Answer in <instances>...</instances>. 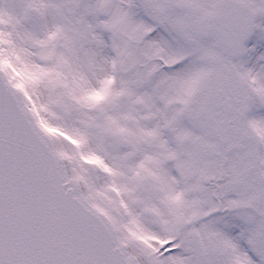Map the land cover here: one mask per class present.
Masks as SVG:
<instances>
[{"label":"snow or ice","instance_id":"1","mask_svg":"<svg viewBox=\"0 0 264 264\" xmlns=\"http://www.w3.org/2000/svg\"><path fill=\"white\" fill-rule=\"evenodd\" d=\"M0 264H264V0H0Z\"/></svg>","mask_w":264,"mask_h":264}]
</instances>
